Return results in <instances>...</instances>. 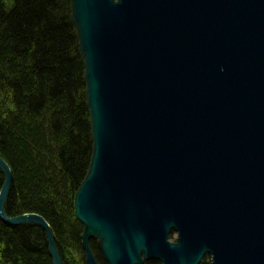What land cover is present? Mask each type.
Masks as SVG:
<instances>
[{"label": "water", "instance_id": "obj_1", "mask_svg": "<svg viewBox=\"0 0 264 264\" xmlns=\"http://www.w3.org/2000/svg\"><path fill=\"white\" fill-rule=\"evenodd\" d=\"M92 155L85 264H264V0H71ZM0 221L12 175L0 157ZM176 233L174 242L169 233Z\"/></svg>", "mask_w": 264, "mask_h": 264}, {"label": "trees", "instance_id": "obj_2", "mask_svg": "<svg viewBox=\"0 0 264 264\" xmlns=\"http://www.w3.org/2000/svg\"><path fill=\"white\" fill-rule=\"evenodd\" d=\"M84 73L71 0H0V157L12 175L4 211L41 216L63 264H85L73 206L93 145ZM0 264H52L44 231L0 221Z\"/></svg>", "mask_w": 264, "mask_h": 264}, {"label": "rangeland", "instance_id": "obj_3", "mask_svg": "<svg viewBox=\"0 0 264 264\" xmlns=\"http://www.w3.org/2000/svg\"><path fill=\"white\" fill-rule=\"evenodd\" d=\"M176 237H177L176 233L171 230L168 236V240L174 242L176 240ZM93 240L95 241L96 244H98L99 239L94 238ZM206 256H208V261H210V256L208 254ZM159 264L161 263L159 262Z\"/></svg>", "mask_w": 264, "mask_h": 264}, {"label": "bare ground", "instance_id": "obj_4", "mask_svg": "<svg viewBox=\"0 0 264 264\" xmlns=\"http://www.w3.org/2000/svg\"><path fill=\"white\" fill-rule=\"evenodd\" d=\"M206 255H207V254H206ZM206 255H205V256H206ZM205 256H204V257H205ZM209 256H210V255H209ZM204 257H203V258H204ZM203 258H202V259H203ZM201 261H202V260H201ZM201 261H200V262H201ZM199 264H200V263H199ZM210 264H211V263H210Z\"/></svg>", "mask_w": 264, "mask_h": 264}]
</instances>
